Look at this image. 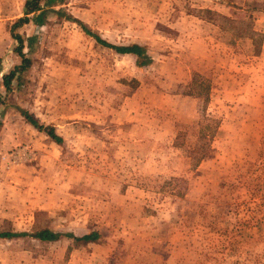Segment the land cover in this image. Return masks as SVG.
<instances>
[{"label": "rangeland", "instance_id": "rangeland-1", "mask_svg": "<svg viewBox=\"0 0 264 264\" xmlns=\"http://www.w3.org/2000/svg\"><path fill=\"white\" fill-rule=\"evenodd\" d=\"M23 2L0 0V230L99 238L0 239V264H264V0H41L6 92Z\"/></svg>", "mask_w": 264, "mask_h": 264}, {"label": "trees", "instance_id": "trees-1", "mask_svg": "<svg viewBox=\"0 0 264 264\" xmlns=\"http://www.w3.org/2000/svg\"><path fill=\"white\" fill-rule=\"evenodd\" d=\"M40 1L41 0H24L22 5V17L18 18L10 28L11 38L16 42V48L14 51L17 54V56L20 58V62L19 65L14 66L13 69L9 71L7 74H3L1 76L2 86L6 92L10 91V83L16 77V75L23 72L29 66V60L25 58L22 53L23 41L21 37L14 32V30L22 25L27 24L28 15L34 12H38L41 9ZM43 1L46 4H51L52 2L59 0H43ZM203 13H205L207 16L214 17L215 15L219 17L224 22L225 25L230 27V29L236 31V33H243L245 37L252 38L255 35L254 31L251 29V25H252L251 18H247L246 20H232L227 17L212 13L209 10H204ZM210 19L211 18L208 17L207 20L209 21ZM73 21L76 22V24L79 26V28L84 34L92 37L94 41L99 45L109 48L120 55L129 54L134 56L135 63L139 67L149 64L150 58L147 56L143 47L135 44L129 46L111 45L101 40L96 34H93L81 22L76 20ZM191 89L194 95L197 98L202 99L204 105H206L209 97V89H210L209 81L199 75H195L192 78ZM19 114L23 118V120L32 128H34L37 132L43 133L52 142L56 144L61 143L62 139L55 133L53 127L42 125L40 122H38L34 117H32L29 113H27L24 110H19ZM204 139L206 142L205 145L207 146L208 149L207 140L205 137ZM204 157L205 156H201L200 159ZM194 159L200 160L199 158H194ZM61 236H66L71 240V243L68 246H66L64 250L65 257H67L73 250L78 249L81 245L94 243L99 238L97 232H89L81 236H73L70 234L68 235V234H61L58 232H52L47 228H35L30 234H27L26 232H13L8 230H0V239L29 237L31 239L37 240L39 243L44 245H51L52 243L58 241ZM106 263H108V260Z\"/></svg>", "mask_w": 264, "mask_h": 264}, {"label": "crops", "instance_id": "crops-1", "mask_svg": "<svg viewBox=\"0 0 264 264\" xmlns=\"http://www.w3.org/2000/svg\"><path fill=\"white\" fill-rule=\"evenodd\" d=\"M22 17V16H21ZM28 17H29V15H28ZM29 19V18H28Z\"/></svg>", "mask_w": 264, "mask_h": 264}]
</instances>
